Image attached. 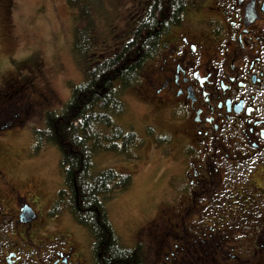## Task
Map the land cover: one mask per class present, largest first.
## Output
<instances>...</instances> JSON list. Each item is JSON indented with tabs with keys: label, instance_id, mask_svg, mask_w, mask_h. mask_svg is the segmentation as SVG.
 I'll return each mask as SVG.
<instances>
[{
	"label": "rangeland",
	"instance_id": "374dc122",
	"mask_svg": "<svg viewBox=\"0 0 264 264\" xmlns=\"http://www.w3.org/2000/svg\"><path fill=\"white\" fill-rule=\"evenodd\" d=\"M68 1L0 0V264H9L4 260L8 249L19 255L26 248L34 253L61 235H71L92 260L88 229L66 209L48 219L64 174L58 146L40 135L46 128V113L61 109L71 85L85 77L74 47L76 10ZM132 1L91 2L100 31L125 29ZM203 4L204 0H193L188 12L199 11L192 17L201 14ZM184 22L174 35L191 33L194 21ZM152 68L143 66L136 83L121 87L119 94L126 111L117 122L132 127L140 141L130 154L104 150L93 160V174L110 167L132 175L127 188L105 200L120 241L129 247L141 245L147 264H264V241L256 239L261 213L249 208L256 203L250 197L233 195L235 189H229L206 210L194 209L201 202L199 196L189 197L191 191L187 194L189 149L182 138L186 125L174 120L163 103L167 96L158 101L150 95ZM21 82L25 87L17 90ZM29 203L36 214L16 222L18 207ZM202 218L209 225L225 223V227L203 234ZM212 253L217 255L214 260ZM20 264L34 263L24 254Z\"/></svg>",
	"mask_w": 264,
	"mask_h": 264
},
{
	"label": "flooded vegetation",
	"instance_id": "af4514ba",
	"mask_svg": "<svg viewBox=\"0 0 264 264\" xmlns=\"http://www.w3.org/2000/svg\"><path fill=\"white\" fill-rule=\"evenodd\" d=\"M201 9L199 16H191L199 11L194 9L184 17L194 21L190 34L174 35L185 26L183 21L162 37L159 51L145 65L154 67L147 88L158 101L167 96L163 103L174 120L186 125L182 138L189 149L187 194L191 191L189 197L199 196L201 202L194 209L206 210L235 189L233 195L256 202L249 208L261 213L256 239L264 241V0H204ZM24 87L21 82L17 90ZM22 208L18 207L16 222ZM52 211L49 220L60 213ZM202 220L203 234L225 227ZM76 244L71 235H61L34 253L26 248L19 255L8 249L4 260L13 253L11 264H20L24 254L34 264H93ZM210 246L217 250L215 244ZM216 256L212 253V260Z\"/></svg>",
	"mask_w": 264,
	"mask_h": 264
},
{
	"label": "trees",
	"instance_id": "16d2710c",
	"mask_svg": "<svg viewBox=\"0 0 264 264\" xmlns=\"http://www.w3.org/2000/svg\"><path fill=\"white\" fill-rule=\"evenodd\" d=\"M91 2L97 0L68 1L76 10L74 47L85 77L71 85L61 109L46 113V128L40 131L61 152L64 182L52 214L66 209L88 229L93 264H147L141 245L122 244L105 204L131 184L132 175L110 167L93 174V160L104 150L130 154L140 141L132 127L117 122L126 111L121 87L136 83L139 70L157 54L162 37L183 21L193 0H134L125 29L105 32L93 17Z\"/></svg>",
	"mask_w": 264,
	"mask_h": 264
},
{
	"label": "water",
	"instance_id": "95a60500",
	"mask_svg": "<svg viewBox=\"0 0 264 264\" xmlns=\"http://www.w3.org/2000/svg\"><path fill=\"white\" fill-rule=\"evenodd\" d=\"M34 214H33V210L31 209V208H29V207H27V208H24L23 209V212H22V214H21V216L23 217V216H25V218L26 219H30V218H32V216H33ZM12 256V255H11Z\"/></svg>",
	"mask_w": 264,
	"mask_h": 264
}]
</instances>
